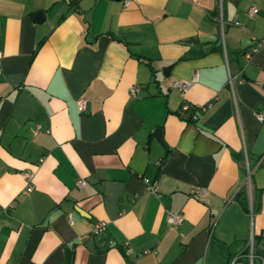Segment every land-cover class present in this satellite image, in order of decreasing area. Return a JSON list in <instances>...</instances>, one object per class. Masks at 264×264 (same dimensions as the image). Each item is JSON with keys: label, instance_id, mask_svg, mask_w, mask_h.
<instances>
[{"label": "crops", "instance_id": "1", "mask_svg": "<svg viewBox=\"0 0 264 264\" xmlns=\"http://www.w3.org/2000/svg\"><path fill=\"white\" fill-rule=\"evenodd\" d=\"M0 54V264L264 258V0H0Z\"/></svg>", "mask_w": 264, "mask_h": 264}, {"label": "built area", "instance_id": "2", "mask_svg": "<svg viewBox=\"0 0 264 264\" xmlns=\"http://www.w3.org/2000/svg\"><path fill=\"white\" fill-rule=\"evenodd\" d=\"M122 5L126 6L128 5L131 0H121ZM251 11H255V8L252 7ZM1 55V54H0ZM197 80V72H194L191 76V78L187 79V80H174L172 82V85L176 86L179 90H184L185 88H187L191 83H193L194 81ZM228 81L230 83V78H228ZM78 108L79 109H83L84 108V100H79L78 103ZM198 109L202 110L204 108V105H200V106H196ZM185 108V106H184ZM193 117L195 116L194 114L192 115ZM255 116L257 119H262L263 117V113L262 112H255ZM264 157V150L261 154V158ZM246 165V164H245ZM24 178H25V184H24V191H29L32 189L33 184H32V179L34 176V172L32 170H25L23 172ZM246 177L248 180L249 177V171L246 165ZM144 181L147 182V178L144 177L143 178ZM84 183V179H77L76 180V184L77 185H81ZM148 188L152 191H156V186L152 183H148ZM193 192L195 193V195H204L205 190L204 189H199L196 188L193 190ZM181 221V215L180 214H168L167 215V222L172 225L175 226L177 225L179 222ZM104 228V222H99L96 223L93 228H92V232L93 233H97L99 231H101ZM132 252V249L130 248L129 244L127 242L124 243V248L122 249V253L123 255H126L128 253ZM257 257L258 261L256 264H263L264 263V258L263 256H255L253 251H252V241H251V237L250 240L248 242V263L247 264H255L254 263V258ZM230 264H233V262H231Z\"/></svg>", "mask_w": 264, "mask_h": 264}, {"label": "trees", "instance_id": "3", "mask_svg": "<svg viewBox=\"0 0 264 264\" xmlns=\"http://www.w3.org/2000/svg\"><path fill=\"white\" fill-rule=\"evenodd\" d=\"M39 43V42H38ZM37 46V45H36ZM35 46V47H36ZM179 108H181V105L179 106ZM197 110L198 108L196 106H193V105H189L187 107H185V109L183 110L185 113H183V117L185 120H194V117L192 116L193 114L196 116L197 114ZM241 189V188H240ZM237 190V192L235 193V198L242 202L243 201V197L241 196V190ZM253 240H254V237H253Z\"/></svg>", "mask_w": 264, "mask_h": 264}, {"label": "water", "instance_id": "4", "mask_svg": "<svg viewBox=\"0 0 264 264\" xmlns=\"http://www.w3.org/2000/svg\"><path fill=\"white\" fill-rule=\"evenodd\" d=\"M37 15H41V11H36L34 12V16L36 17ZM87 108V104H85V109ZM152 135L153 137L158 140L161 144H162V139L160 137V128L159 127H155L153 130H152ZM89 243V241L87 242Z\"/></svg>", "mask_w": 264, "mask_h": 264}, {"label": "rangeland", "instance_id": "5", "mask_svg": "<svg viewBox=\"0 0 264 264\" xmlns=\"http://www.w3.org/2000/svg\"><path fill=\"white\" fill-rule=\"evenodd\" d=\"M249 240H250V237H249Z\"/></svg>", "mask_w": 264, "mask_h": 264}]
</instances>
